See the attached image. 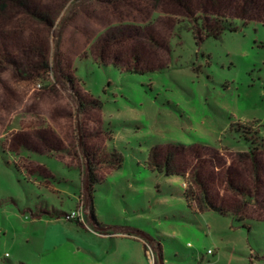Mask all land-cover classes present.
<instances>
[{"label":"rangeland","instance_id":"obj_1","mask_svg":"<svg viewBox=\"0 0 264 264\" xmlns=\"http://www.w3.org/2000/svg\"><path fill=\"white\" fill-rule=\"evenodd\" d=\"M183 1L0 0V264H264V23Z\"/></svg>","mask_w":264,"mask_h":264},{"label":"trees","instance_id":"obj_2","mask_svg":"<svg viewBox=\"0 0 264 264\" xmlns=\"http://www.w3.org/2000/svg\"><path fill=\"white\" fill-rule=\"evenodd\" d=\"M178 4L183 5L187 13H190V7L188 3L183 0H175ZM200 7H210L213 12V23L216 24L215 28L229 18H239L243 20L257 19L264 23V0H202ZM198 6V7H199ZM207 24V23H206ZM207 27H210L207 25ZM231 29V28H230ZM222 28H217L216 31L212 30L215 34H219ZM185 151L182 147H155L149 153V167L152 170H157L161 173H166L167 176L181 175L187 180L189 176H192L195 184L200 188L203 199L210 206V198L206 191L204 180L201 179V168L193 167L190 169L186 161L181 160L185 155ZM198 155V154H195ZM89 160V159H88ZM258 162L253 164L255 171L258 172ZM96 169L93 168L91 163H88V175L86 193L89 203L91 204L93 186L97 182L95 177ZM187 184V183H186ZM187 189V188H186ZM186 196L189 201H196L195 196L190 194L189 189L186 190ZM211 207V206H210ZM66 215V214H64ZM91 215L95 220L93 207L91 204ZM96 221V220H95Z\"/></svg>","mask_w":264,"mask_h":264},{"label":"crops","instance_id":"obj_3","mask_svg":"<svg viewBox=\"0 0 264 264\" xmlns=\"http://www.w3.org/2000/svg\"><path fill=\"white\" fill-rule=\"evenodd\" d=\"M35 166V165H34ZM36 167V166H35ZM37 168V169H36ZM35 169H32V171H31V173H35V172H40V175L42 176V179L43 180H39V179H37V178H35V179H33V180H35V181H38L39 183L41 182V183H48V184H50L51 182H56L57 180H58V177L54 174V173H52L51 171H49V170H46V169H42L41 167H36ZM40 169H42V170H40ZM35 184V186H36V183H34ZM36 187H38V186H36ZM39 189H40V187H38ZM41 210H42V208H40ZM46 209H48V206H45V208L43 207V210H45V211H42V212H45V213H48L49 214V211H47ZM94 211V210H93ZM58 219H60V217H57ZM89 220H92L93 222H95V220H96V218H95V220L92 218V216H90L89 218H87V220H86V224H89ZM72 224V223H71ZM77 227H81V228H83V226L82 225H80V224H78V223H76L75 224ZM90 225V224H89ZM72 226L74 227V225L72 224ZM84 229V228H83ZM78 230V229H77ZM86 230V229H85ZM118 237H120V238H125L126 237V235L125 234H121V235H119ZM145 247V249H146V246H144ZM57 251H55V252H53V253H50V254H55ZM147 253H146V257H147ZM50 256H52V255H49L48 257H47V261H49L50 263L52 262V259H51V257ZM61 256V255H60ZM54 258V257H53Z\"/></svg>","mask_w":264,"mask_h":264},{"label":"built area","instance_id":"obj_4","mask_svg":"<svg viewBox=\"0 0 264 264\" xmlns=\"http://www.w3.org/2000/svg\"><path fill=\"white\" fill-rule=\"evenodd\" d=\"M67 216H68V219L78 221V223L83 224V225L86 224L82 210L73 211L72 213L68 214ZM147 254L151 255L149 250H147Z\"/></svg>","mask_w":264,"mask_h":264}]
</instances>
